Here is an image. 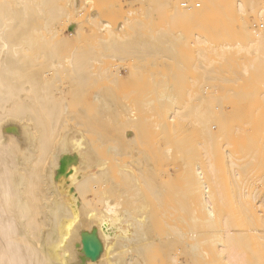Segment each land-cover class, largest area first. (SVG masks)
Instances as JSON below:
<instances>
[{
    "label": "bare ground",
    "instance_id": "1",
    "mask_svg": "<svg viewBox=\"0 0 264 264\" xmlns=\"http://www.w3.org/2000/svg\"><path fill=\"white\" fill-rule=\"evenodd\" d=\"M263 124L264 0H0V264H264Z\"/></svg>",
    "mask_w": 264,
    "mask_h": 264
},
{
    "label": "rangeland",
    "instance_id": "2",
    "mask_svg": "<svg viewBox=\"0 0 264 264\" xmlns=\"http://www.w3.org/2000/svg\"><path fill=\"white\" fill-rule=\"evenodd\" d=\"M165 27H166V24H165ZM180 57H181V56H180ZM191 59H192V58H191ZM127 61H129V62H127L128 64L122 62L123 64H127V66L123 65L122 63H118V64H116L117 62H116L115 64L118 65V66L121 68V70H126V71L128 72V71L130 70L129 67H130V66H133L132 63H134L135 60H134V59H133V60L130 59V60H127ZM132 61H133V62H132ZM188 61H189V62H188ZM193 61H194V60H193ZM193 61L191 62L190 59H188L186 63H190V62H191V65H192ZM124 62H125V61H124ZM164 62H165V61H164ZM164 62H162V63H164ZM157 63H158V62H157ZM130 64H131V65H130ZM166 64H169L170 67L172 66V65H171L172 63H170V62L168 63V61H166ZM166 64L164 63V66H163L165 70H163V67H161L162 65H161V62H160L159 65H157L158 67H156V66L154 67L155 69L157 68L156 71H155L154 68L152 69L151 66H150V69H149L148 71H147V69H148L149 67L146 69L147 73L149 72V74L147 75V73L144 72V70H143V72H144L145 74L142 73V75H143V74H144L145 76L147 75L145 78L150 77L149 75L152 74V73H151V72H152L151 70H154L153 73H154L155 75H160V74L162 75V73H160L161 71H162V72L165 71V72H163L164 75H165V73H166L167 75H170V74H169V71H170L169 65L167 66ZM128 65H130V66L128 67ZM134 65H135V63H134ZM160 65H161V66H160ZM165 65H166L167 67H166ZM184 65H185V63H184ZM174 66H175V65L173 64V68L171 67V68H172V70L170 71L171 73H173V70H175V69H174ZM187 66H188V65H187ZM187 66H186V67H187ZM189 66H190V65H189ZM160 67H161V68H160ZM168 68H169V70H168ZM166 69H167V70H166ZM157 70H160V72L158 73ZM150 71H151V72H150ZM167 71H168V73H167ZM177 71H178V70L176 69V72H177ZM156 72H157L158 74H157ZM174 72H175V71H174ZM187 73H189V70H188ZM190 73H191V72H190ZM190 73H189V74H190ZM128 74H129V72H128ZM154 74H152V75H154ZM192 74H193L194 77H195V74H196V73H193V71H192ZM192 74H191L190 77H192ZM144 75H143V77H144ZM130 79H131V78H130ZM130 79H129V82L131 81ZM134 81H135V79H134ZM134 81H133V82H134ZM170 81H171V80H170ZM188 81H189V80H188ZM188 81H187V82H188ZM135 82H137V81H135ZM138 83H139V82H138ZM138 83H137V84H138ZM130 84H131V83H130ZM135 84H136V83H135ZM189 84H190V81L188 82L187 87H192V84H190L191 86H189ZM128 85H129V83H128ZM132 85H133V86L130 85L131 88H129V89H133V88L135 89V88H138V87H136L137 85L134 86L133 83H132ZM169 85H170V84H169ZM139 86H140V84H139ZM170 86H171V85H170ZM183 86H184V85H183ZM183 86H180V87H183ZM140 87H141V86H140ZM177 87H178V88H177ZM125 88L128 90L127 87H125ZM183 88L186 89L185 86H184ZM176 89H177L176 91H178V90L180 89L179 86H176ZM185 89H184V90H185ZM187 89H188V88H187ZM194 89H195V88H194ZM194 89H193V90H194ZM137 90H138V89L133 90V92H135V91H137ZM139 90H141V88H140ZM139 90H138V91H139ZM196 90H197V89H196ZM131 91H132V90H131ZM179 91H180V92H181V91L183 92V94L179 92L180 95H181V94H182V95L185 94V91H183V90H181V89H180ZM172 92H173V91H172ZM173 93H174V92H173ZM170 94H171V93H170ZM171 95H172V94H171ZM185 95H186V94H185ZM131 96H132V95H131ZM134 97H135V95L133 96V99H134ZM182 97H183V96H181L180 98L182 99ZM184 98H185V97H184ZM184 98H183V99H184ZM186 99H187V98H186ZM184 100H185V99H184ZM257 103H258V101H257ZM257 103H256V104H257ZM225 104H226V103H225ZM225 104H224V106H227V105H225ZM256 104H255V105H256ZM258 104H259V107H257ZM258 104H257L256 106L254 105V106H255V109H254V110H256V108H260V107H261L260 105H262V104H260V103H258ZM252 106H253V105H252ZM256 116H257L256 118H258V115H256ZM260 117H261V116H260ZM256 118H255V119H256ZM246 119H247V118H246ZM246 119H244V121H245V123L247 124ZM255 119H254V121H255ZM260 120H261V119H260ZM252 121H253V120H252ZM254 121H253V125H254ZM257 121H258V119H257ZM257 121H255V122H257ZM241 122L244 123L243 121H241ZM248 122H249V121H248ZM250 122H251V120H250ZM250 122L247 124V126H248V125L250 126V125L252 124V122H251V123H250ZM261 122H262V121H261ZM261 122H260V125H261ZM238 123H239V122H237L236 124H238ZM242 123H241V124H242ZM245 123H244V124H245ZM236 124H235V125H236ZM253 125H252V129H255V127L257 126V127H256V130H257V131H259L258 129L261 128V127H258V126H259L258 123H257V125H256V123H255V125H254L255 127H254V128H253ZM263 125H264V124H263ZM236 126H237V125H236ZM239 126L241 127V125H239ZM243 126L245 127V125H243ZM247 126H246L245 128H247ZM241 128H242V127H241ZM248 128H249V127H248ZM248 128H247V130H248ZM257 128H258V129H257ZM263 128H264V127H263ZM261 129H262V128H261ZM261 129H260V130H261ZM242 130H243V129H242ZM254 131H255V130H254ZM251 132H252V131H251ZM241 135H242V134H241ZM243 136H244V135H243ZM242 138H243V137H242ZM244 138H245V137H244ZM240 139H241V138H240ZM240 139H239V141H240ZM242 140H244V139H242ZM135 154H136V153H135ZM220 160H221V159H220ZM202 161H203V160H202ZM198 163L200 164L199 161H198ZM180 181H181V180H180ZM181 183H182V182H181ZM181 183H178V185L181 184ZM227 190H228V188H227ZM227 190L225 191V194H227V195H228V194H231V192L226 193V192H228ZM229 191H230V190H229ZM228 196H229V195H228ZM219 198H220V197H219ZM219 198H217V199L221 201V199H219ZM228 198H230V197H228ZM217 199H215V200H217ZM218 200H217V202H219ZM225 200H226V199H225ZM228 200H229V199H228ZM219 203H220V202H219Z\"/></svg>",
    "mask_w": 264,
    "mask_h": 264
}]
</instances>
